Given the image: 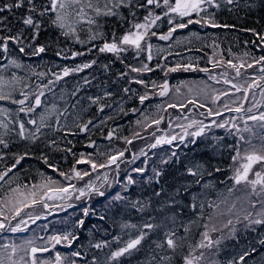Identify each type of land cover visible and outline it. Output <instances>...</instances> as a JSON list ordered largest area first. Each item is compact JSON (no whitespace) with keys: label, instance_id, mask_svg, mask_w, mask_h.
Here are the masks:
<instances>
[{"label":"trees","instance_id":"obj_1","mask_svg":"<svg viewBox=\"0 0 264 264\" xmlns=\"http://www.w3.org/2000/svg\"><path fill=\"white\" fill-rule=\"evenodd\" d=\"M6 2H11V0H0V5ZM217 2L221 4V7L219 9L209 8L208 11L215 13L214 19L222 27H202L199 24H191L187 28L177 29L172 38L167 41L159 39L160 35L166 34L172 27L168 23L169 17L163 15L166 11L163 6L133 9L136 12L135 19L128 10L122 9V14L128 18L127 22L117 17H100L98 18L99 28L83 22L77 26L80 40L87 41L88 28L91 27L93 31H102L107 41L111 42L113 33L118 40L131 28L133 23L144 22V17L149 11L161 15L162 20L157 22L158 26L150 29L146 42H142V47L145 43L152 45L153 59L150 61L147 59V51L137 56L133 49H129L119 57L112 53H100L97 49L102 46L103 40L96 39L81 44L72 37H64L59 30L50 27L45 28L35 41L36 45L46 46V52L40 56H22L14 50L15 46L9 44L12 57L22 60L35 73H46V76L39 77L31 75L27 69H12L18 75L25 76V84H30L31 87L24 90L30 93L39 92L49 80L55 81L53 73L62 74L64 67L74 68L92 60H95L96 64L81 72L72 73L53 84H48L51 91L43 88L45 92L42 97L43 104L36 112L46 111L48 113L46 123L49 126L42 128L38 133L39 139L34 141L22 139L17 134L18 122H25L29 130L25 135H29L35 126L27 124V120L36 118L39 123L38 116L19 113V105L8 100L0 101V108L8 109V115H0V120L8 123L10 129L8 135L4 137L8 142V147L0 145V173L12 168L4 180L0 181V200L12 195V189L32 190L40 187L48 178L58 181L61 186L74 184L76 189L85 188L87 183L92 182L105 195L100 196L91 192L79 199L73 197L64 204L63 209L56 208L53 212L55 215H49L45 210L34 213L30 225L21 228L23 231L14 233L6 229L0 232V244L14 243L30 247L26 242L32 241L31 246L49 248L48 252L37 253V264H40L42 260H48L54 264L57 252L62 257L75 260L76 264H92L94 258L98 264H107L111 252L124 247L128 240L135 238L140 231H144L148 235L138 249L111 264H160L162 255H173L166 248H156V242L164 239L165 231L171 229L176 231L177 236L186 237L185 247L181 254L188 255L189 252L197 249L195 246L200 243L202 234L207 230L212 216L223 212L226 215V221L232 220V224L229 225L222 221L219 226L220 230L229 234L235 227L237 232L235 239L227 238V235L224 239L220 238L219 245L214 243L216 264H230L233 261L239 264V256L252 247H256L258 251L254 256L246 258V264H260L261 257L264 256V246L259 244V240L264 238V227L255 226V231L245 229L247 221L244 219L249 213L255 217L260 204L253 208L252 205L246 203L244 213H234L231 209V206L240 204L242 200H249L251 204L258 202V197L251 192L248 185H236L231 179L234 173L229 166L232 165L231 157L235 153L223 146L236 145L238 138L228 134L225 129L216 128L213 125L212 130L206 132L205 137L196 138L195 144L188 142L192 139L190 136L184 143L174 141L172 144H156L157 137L164 134L165 130H168V136L176 134L172 133L169 127L175 124L181 111L189 108L195 114L196 121H203L206 125L212 124L213 121L217 123L225 120L231 121L232 117L237 114L238 123L236 124L241 128L243 121L239 117L244 114L225 110L226 103L230 108L243 103L244 108L247 109L259 102V105L253 107V112L248 115H258L264 112V98L260 96L264 81H261V88H254L248 93L246 102L242 99L244 92H236L230 84L224 83L225 78L232 80L233 83L242 84L245 80L250 82L252 78L262 75L259 71L261 65L256 64L252 68H242L243 75L235 78L234 70L229 68L226 62L232 60L233 63L239 64L243 61L247 65L253 59H259L264 55V44L260 43L259 36L246 31V29H255L257 33L264 35V6H260V0H256V6L251 10L245 7L250 0H239V6L226 5L222 0H217ZM162 4L163 0H161ZM22 14L23 10L0 14L8 17L6 25L12 29L11 33L0 34H15L21 29L19 17ZM89 15H92L90 11ZM200 15L204 16L205 13ZM171 18L176 23L186 22L188 19L176 17L174 14ZM192 18L198 17L194 14ZM223 25H228V27H223ZM151 32H156L157 35L152 36ZM60 49H64L70 58L64 59L56 56V52ZM72 52L85 54L71 58ZM245 53L249 55L245 56ZM221 59L225 63L214 67V63ZM187 63H192L197 69L207 68L209 71H177L165 75L167 67ZM144 64H147L153 71L144 73L131 71L132 67L140 68ZM157 65L164 67H157ZM123 73L127 75H122ZM224 73H227L226 77ZM212 76L216 79H211ZM137 79L144 80L147 87L144 84L135 83ZM86 80L89 83H86ZM166 81L170 84L169 92L165 96H160L161 89L158 86ZM125 88L129 89L127 93L123 91ZM189 88L192 89L191 92ZM225 91H229L230 95H220V99L214 102L215 96ZM109 92L112 95H105ZM145 93L149 95V99L141 104L138 97ZM13 95L16 99L22 98L19 90ZM96 97L100 98L97 103L89 99ZM190 99H195L198 104L205 106L198 107L187 103ZM169 104H175L176 107H169ZM181 104H187V107L182 108ZM101 106H103V111L100 110ZM209 108L213 110V113L220 111L223 114L209 116ZM64 109H67V112ZM132 109L137 111L133 112ZM89 120L92 121L91 124H88ZM156 120L161 122L156 124L154 123ZM84 124H88L86 132L81 130ZM248 124L253 127L254 131L259 132L257 122L248 121ZM229 127H231L230 124ZM2 131L3 129H0V132ZM110 132L112 133L111 140L107 138ZM243 135L245 139L249 138V133H243ZM212 137H223V139L217 144ZM93 142L95 147L90 146ZM239 143L243 153L246 144ZM154 144L156 147H152ZM69 148L71 152L67 151ZM121 151L124 152L122 160H124L123 169L125 171H119V173L101 171L102 169L92 171L87 163L76 164L82 154L84 159L91 158L99 163L106 161L108 155H116ZM172 152H176L177 156L172 157L170 163L162 164L161 161L169 158ZM20 156H24V159L16 164ZM44 158H47V163L44 162ZM197 162L203 163L208 170L213 171V175L204 176L201 185L191 184L192 177L185 174V168ZM14 164L15 167H12ZM73 166L81 172L90 171L91 175L85 176L82 180L72 179L71 181L59 175L61 171L71 174ZM138 167H146L147 170L143 174L132 172V169ZM216 167H221L223 170L215 172ZM154 168L163 170L159 182L155 179L151 181L147 179L153 176ZM105 174L108 180H105ZM128 175H131L137 183L129 186L125 191L123 185L126 184ZM205 184L211 187L203 186ZM185 185L189 187V191L181 190L180 195L176 197V204L171 208L164 207L161 211V206L167 204L169 197ZM161 189L164 190L161 196L154 195ZM85 191L88 190L85 188ZM116 195L124 196L125 199L116 200ZM137 201L139 203L133 207V203ZM193 202L197 205L195 210L191 207ZM24 204L30 206L25 207ZM24 204L20 215L16 217L25 218L31 215L29 212L38 206L37 203L33 205L31 201ZM201 204H203L202 209ZM40 205L42 203H39ZM142 205H147L143 211L140 210ZM84 208L88 209L87 216L83 214ZM4 215L8 217V220L4 221L5 224L15 227L11 220V211ZM234 216L240 217V220L234 221ZM2 219L3 217H0V220ZM81 220L84 221L82 226L79 224ZM145 223L158 224L162 227L153 230L144 229ZM124 225H129V227H124ZM131 225L136 227L133 228ZM185 228L189 230L185 232ZM66 234H71L69 236L72 240L71 245L62 241L53 248L51 238ZM96 243H106L107 246L96 249L93 246ZM74 251L81 252V256H71ZM19 255L23 253H18ZM29 259L30 257L26 255L25 260ZM173 264H176L175 257Z\"/></svg>","mask_w":264,"mask_h":264},{"label":"snow or ice","instance_id":"obj_2","mask_svg":"<svg viewBox=\"0 0 264 264\" xmlns=\"http://www.w3.org/2000/svg\"><path fill=\"white\" fill-rule=\"evenodd\" d=\"M226 5H236L239 6V0H222ZM149 6L155 7H165L166 11L164 12L165 17H169L168 23L172 25L169 28L166 34L160 35L159 39L161 40H169L172 38L174 32L177 29L187 28L191 24H199L202 27H222V25L218 24L215 19V13L209 12L208 9H219L221 4L217 2V0H163V4L161 5V0H11V2H6L3 5H0V14L5 12L13 13L14 10H23V14L19 17V22L22 27L15 34L3 35L0 34V101H11L13 104L19 105L18 112L24 113L26 115L35 114L38 116L39 123L36 118H30L27 120V124L34 125L35 129L29 133V135H25L29 130L25 126L24 121L18 122V131L17 134L25 140H36L39 139L38 133H40L41 129L44 127H48L49 125L46 123L48 119V113L46 111H41L37 113L36 110L42 107L43 101L42 97L45 95L43 88H48V84H53L55 81H59L64 77L69 76L72 73H78L83 71L84 69L91 68L94 64H96L95 60H92L88 63H84L82 65H78L74 68L64 67L62 69V74L53 73L55 76V81L49 80L48 84H45L43 88L39 92H28L25 91V88H30V84H25V76L18 75L17 72L12 71V69L24 70L27 69L31 75H37L39 77L46 76V73L40 72L35 73L32 71L29 65H26L22 62V60L12 57L11 50L9 48V44L11 43L14 47V50L22 56H40L41 54L46 52L45 45H36L35 41L39 38L41 32L45 28H53L59 30L60 34L64 37H72L76 42L84 44L94 41L96 39L103 40L102 46L98 47V51L100 53H112L117 57L120 54L128 51L129 49H133L135 54L139 56V54L143 51H147V59L150 61L153 59L152 55V45L150 43H145V46L142 47V42H146V37H148L150 29L153 27H157V22L162 20L161 15H156L152 11L148 12V15L144 17V22L142 23H133L131 28H129L126 33L119 37L117 40L115 34L113 33L111 42H108L104 36L102 31H93L91 27L88 28V39L87 41L80 40L79 34L77 32V26L82 22L86 23L89 26L96 25L97 28L100 27L98 18L100 17H117L118 19L127 22L128 18L122 14V9L128 10L129 14L133 19L136 17V12L133 9L141 8L148 9ZM254 6H256V0H250L249 3L245 5L249 10H251ZM260 6H264V0H260ZM89 11L92 15H89ZM201 13H205L204 16H201ZM180 18H188L186 22L176 23L171 17L172 15ZM196 17L193 19V15ZM8 17L5 15H0V33L8 32L11 33V27L6 25ZM223 27H228V25H223ZM234 27V26H233ZM246 31L252 32L254 35L259 36L260 43L264 44V35H261L255 31V29H246ZM152 36L157 35L156 32H151ZM193 35H196L193 33ZM88 51H92V49H88ZM85 53L83 52H72L71 58H75L76 56H82ZM245 56L249 55V53H245ZM56 56L68 59L70 58L68 53L64 49H60L56 52ZM166 59V57H165ZM3 61H7V63H3ZM225 63L224 60H218L214 63V67L217 64ZM227 66L234 70L235 78L241 77L243 74L241 72L242 68L248 67L252 68L254 65H261L259 71L262 75L258 78H252L249 80H245L242 84L233 83L232 80L225 78L224 83L230 84L236 92H244L243 101L248 100V93L254 88H261V81H264V55L260 56L259 59H253L251 63H247L241 61L239 64L233 63L232 60H227ZM107 67V66H105ZM157 67H164L162 65H157ZM201 71L208 72L207 68L197 69L193 67L192 63L187 64H176L174 67H167L165 71V75L169 72H177V71ZM132 72L136 73H144L153 71L147 64H144L142 67H132ZM122 75H127V73H123ZM225 77L227 73L223 74ZM211 79H216L215 76L210 77ZM89 83V81H85ZM219 82V81H217ZM135 83L144 84L147 87V84L142 79L135 80ZM154 87H157L153 84ZM161 91L159 92L160 96H165L168 94L169 85L165 82L163 85L158 86ZM19 90L21 99H16L14 97V93ZM51 91V88H48ZM125 93L129 91L128 88L123 89ZM191 92L192 89L189 88ZM105 95H112V93H105ZM220 95L228 96L230 95L229 91H225L219 95H216L214 98V102L220 99ZM260 96L264 98V88H261ZM93 103H97L99 101V97L89 98ZM139 102L143 104L146 100L149 99V95L145 93L144 95H140L138 97ZM189 104H194L198 107H204L203 104H198L195 99L188 100ZM235 103V101H233ZM259 105H254L256 107ZM169 107H176L175 104H169ZM180 107H187V104H181ZM253 107H249L247 109L244 108L243 103L239 106L230 108L226 103L224 105V109L234 113H243L244 115L239 118L243 121V127L234 122V119L229 121L225 120L217 123L213 121L212 124L206 125L203 121L192 120L188 127L196 126L197 130L194 132H187L180 137V142L184 143L185 140L190 136L191 140H188L189 143L195 144L196 138H201L206 136V132H210L212 130V126L214 125L216 128L225 129L226 132L230 135H233L238 138V143L236 145H225L223 147H227L235 154L231 157L232 165L229 167L232 169L234 175L231 179L234 180L236 185L245 184L251 187V192L258 197V202L261 206V210L256 213L255 217L252 216L251 213L246 215L244 219L247 221L245 225V229H251L255 231V226L264 227V112H260L257 114L248 115V113L253 112ZM53 109H55V105H53ZM103 111V106L100 108ZM67 112V109H64ZM133 112L137 111L136 109H132ZM223 113L217 111L213 113L211 108L208 109V115H216L220 116ZM0 115L7 116L8 109L0 108ZM63 115V113H61ZM203 115V113H201ZM248 121L257 122L259 132L254 131L253 127L249 126ZM11 122V121H10ZM161 121L156 120L154 123L159 124ZM57 123H59V119H57ZM92 121L89 120L88 124H91ZM88 124H84L81 126L82 131H88ZM229 124L231 127H229ZM0 129H3L0 132V145H3L5 148L8 147V142L5 140V136L8 135L10 129L9 124L5 123L3 120H0ZM235 130V131H233ZM243 133H249V138L245 139ZM109 140L112 138V133L110 132L108 137ZM253 138H258L260 140V146L257 147L256 144L253 143ZM176 136L161 137L157 139L156 144L166 143L172 144L174 140H176ZM216 141L217 144L223 139V137H212ZM131 143V141H127ZM244 142L248 145L247 148L243 150V153L240 148V143ZM53 143H55L53 141ZM156 144L152 145V147H156ZM92 147H95L93 142ZM220 149H218L219 151ZM67 151L71 152V149H67ZM101 155H104L101 153ZM124 155V152H119L116 155H108L106 161L104 162H96L91 158L84 159L83 154L81 158L76 161V164L87 163L90 165L92 171H96L98 169L109 168L115 165V170L119 173V158ZM176 152H172L171 156L167 159L161 161L162 164H168L171 162L172 157H176ZM24 159V156H20L16 160V164H19L21 160ZM135 160L136 157L134 156ZM44 162L47 163V158H44ZM259 165L260 167L254 171V167ZM15 167V164L12 166ZM49 167H53L49 165ZM146 167H138L132 169V172L143 174L146 171ZM223 169L221 167H216L214 169L215 172H221ZM12 171V168H8L4 172L0 173V181H3L4 178L8 175L9 172ZM185 174L187 176L192 177L191 184L201 185V181L203 180L205 175L211 176L213 175V171L208 170L203 163H193L191 166L185 168ZM61 177H64L65 180L71 181L72 179L82 180L85 176H90V171H79L73 166L71 169V174H66L65 172H59ZM163 175L162 169H153V176L147 177L149 181L155 179L156 182H159V179ZM253 176V179H249V176ZM107 179V174H105V180ZM137 181L133 179L131 175L127 176V182L123 185L124 190L126 191L129 186L135 185ZM205 187H211V185L205 184ZM42 189H44L43 196L37 199V193H30L31 203L34 205L36 203H43L44 199L47 200H66L71 199L73 195V190L79 193L77 199L82 196H86L91 192H94L100 196H104L105 193L100 191L95 187V184L89 182L85 185V188L88 190L85 191V188L76 189L74 184L69 183L66 186H61L60 183L56 180H52L48 178L42 185H40ZM259 189V190H258ZM181 190L189 191V187L187 185L182 186V189H177L172 196L169 197L167 204L161 206V211L164 207H173L176 204V197L180 195ZM13 193L19 192V189H12ZM163 189L159 192H155L154 195L157 197L161 196L163 193ZM231 191V189L229 190ZM23 196V193H20ZM116 200L125 199L124 196L116 195ZM195 200V197L193 198ZM8 202H5L4 206H7ZM139 201L133 203V207H136ZM25 207L30 206L28 204H24ZM44 207L47 208L49 205L44 203ZM144 207L147 205H142L140 210L143 211ZM193 210L197 208L195 202L191 204ZM252 207H256V203L252 204ZM200 208H203V204L200 205ZM14 212L12 219H15L16 216L20 215L22 208L15 207L11 209ZM83 214L87 216L88 209H83ZM0 217H3L0 220V232L5 231L6 229L11 232H19L23 231L19 227V225L15 227H9L5 224V220H8V217L4 215L3 207H0ZM103 218V217H101ZM174 221V217L172 218ZM23 223V221H22ZM84 223L83 220L79 222L82 226ZM228 224H232V220L228 221ZM124 227H129V225H124ZM131 227H136L135 225H131ZM162 227L158 224L153 223H145L143 225L144 229L153 230L156 228ZM206 227V226H205ZM189 229L185 228V232ZM213 231L216 229L213 228ZM237 229L233 227L228 234L227 238H236ZM71 234H66L64 236H54L51 238L52 247L54 248L56 244L61 243L62 241H66L69 245H71L72 240L69 239ZM148 233L144 231H140V233L125 244L124 247L119 248L116 251H113L108 256L107 264H111L113 261H118L120 257L125 256L126 254L130 255L133 250H137L138 246L146 239ZM203 239L197 244L196 248H206L211 247L213 243L219 245L221 240L218 239L216 241H212L208 236V232H204ZM222 237L221 239H224ZM75 239V237H73ZM207 240L206 244L204 241ZM186 237L177 236L176 231L167 230L164 232V239L162 241L156 242L157 249H167L170 250L173 255H162L160 257V264H173L174 257L176 258V264H198V261L203 259V254L200 256L193 255V252H189L188 255H182V250L185 247ZM27 245L30 247H25L24 245H16L14 243H4L0 244V264H37V253L48 252L50 249L47 247H34L32 245V241H27ZM259 244L264 246V238L259 240ZM96 249H102L106 247V243H96L93 245ZM194 251V249H193ZM258 249L256 247H252L250 250H245L238 258L239 264H246V258L252 257L257 253ZM18 253H24V255H19ZM29 256V260H25V256ZM73 257L81 256V252L74 251L71 253ZM40 264H53L48 260L40 261ZM54 264H76L75 260H69L68 257H62L60 253L55 254ZM92 264H98L96 259H93ZM230 264H237V262L233 261ZM260 264H264V256L261 257Z\"/></svg>","mask_w":264,"mask_h":264},{"label":"rangeland","instance_id":"obj_3","mask_svg":"<svg viewBox=\"0 0 264 264\" xmlns=\"http://www.w3.org/2000/svg\"><path fill=\"white\" fill-rule=\"evenodd\" d=\"M168 85H169V88H170L169 81H168ZM193 118L195 119L196 117H195V114L193 113L191 108H189L188 110H183V111H181L179 113L178 117L176 118L175 124H172L169 127L170 131L172 133L173 132L176 133L175 135H172V136H176L177 137V139L174 140V141H180V137L185 134V131L191 133V132H194V131L197 130L196 126L188 127V125L191 123V121L194 120ZM236 118H237V114H235L232 117V120L234 119V122L238 123ZM195 128H196V130H195ZM167 133H168V130H165L164 134L160 135L157 138L159 139L161 137H168V138L172 137V136H168ZM256 140L258 141V143H257ZM253 143L256 144L257 147H258L261 142H260L259 139L253 138ZM247 147H248V145H245L244 149L247 148ZM118 163L120 165L119 166V171H125L123 169L124 160H122V157L119 158ZM259 167H260L259 165H256L254 167V171L257 170ZM101 171H116L115 170V165H113V166H111L109 168H103ZM253 178H254L253 176H251V175L249 176V179H253ZM108 179H106V180H108ZM240 185H245V184H240ZM248 188H251V187L248 185ZM42 191H43V189L41 187H38V188L36 187V188H34L32 190H19V192L13 193L9 197L4 198L3 200H0V207H3V211H4L5 214H7L8 211H11L12 216H13L14 212L11 210L13 208V206L21 208L22 205L25 202L31 201L30 193H32V192H36L37 193V199H39L41 196H43ZM20 193H23L24 195L21 196ZM76 193L77 192L73 191V195H72L71 198H73V197L77 198V196H79V194H76ZM68 200H70V199H66V200H47V199H44V201L49 205V207H47V208L44 207V205H43L45 203L44 201H43L42 205H40V206H39V203H37V205L39 207L37 206L34 209H32L29 212V213H31V215H27L25 218H22V216L21 217H15V219H11V220H13V224H15V226L19 225L20 228L27 227L28 225H30L29 223H30L31 217H34V216H32L34 213H37V212H39L41 210H45V211L48 212L49 215H55L53 212L56 210V208L63 209L64 204L67 203ZM255 200L256 199L254 198V201ZM5 202H8L6 207L4 206ZM246 203L248 205H252L253 204V203L251 204V202L249 200H242V202L240 204H234L233 206H231V209H232V211L234 213H237V212L244 213L246 211L244 209V207L246 206ZM258 204H259V202L256 203V205H258ZM260 210H261V206L257 210V212H259ZM233 219H234V221H238V220H240V217L234 216ZM55 220H58V219H55ZM22 221H23V223H22ZM222 221L228 223L226 221V215L223 212H220L218 214L213 215L212 218L209 220V226H208V228H207V230L205 232H208V236L211 238L212 241H216V240L228 235V233L226 234V233H224L223 231L220 230L219 226H220ZM213 228H215L216 230L213 231L212 230ZM202 239H203V237H202ZM204 242L206 244L208 243L207 240H205ZM213 245H214V243L211 245V247L197 248L193 252V255H195V256H200L201 254H203V259L198 261V264H216L215 257H214ZM23 255H24V253H23Z\"/></svg>","mask_w":264,"mask_h":264},{"label":"water","instance_id":"obj_4","mask_svg":"<svg viewBox=\"0 0 264 264\" xmlns=\"http://www.w3.org/2000/svg\"><path fill=\"white\" fill-rule=\"evenodd\" d=\"M167 83H168V81H167ZM169 91V90H168Z\"/></svg>","mask_w":264,"mask_h":264}]
</instances>
